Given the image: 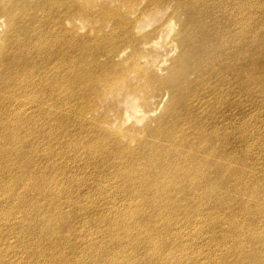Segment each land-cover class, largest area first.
<instances>
[{
  "label": "bare ground",
  "instance_id": "6f19581e",
  "mask_svg": "<svg viewBox=\"0 0 264 264\" xmlns=\"http://www.w3.org/2000/svg\"><path fill=\"white\" fill-rule=\"evenodd\" d=\"M55 1H37L39 13L14 2L0 10L8 12L13 27L0 82V229L13 227L16 232L8 238H19L20 249L12 244L0 249V264L14 259L20 264H200L202 240L223 255L237 233L223 228L243 216L247 231L245 240L235 239V255L259 244L263 108L243 126L224 108L252 96L244 73L250 48L264 50V0H146L140 17L120 19L110 33L97 32L92 43L71 29L53 31L61 25ZM170 3L194 26L201 24L204 41L211 43L204 50L190 46L192 36L182 40L193 63L203 65L196 77L207 95L198 88V98L173 113L176 129L164 120L155 130L157 143L142 155L97 137L86 138L83 151L81 136L75 135L74 144L69 137L79 128V112L60 104L61 96L73 103L85 97L95 84L99 57L111 59L120 39L137 42V33L144 38L140 19L147 9ZM39 133L48 140H37ZM239 158L244 165L229 172ZM211 172L231 177L240 191L234 193L243 197L227 215L219 212V197L212 198ZM87 175L93 177L90 185H85Z\"/></svg>",
  "mask_w": 264,
  "mask_h": 264
},
{
  "label": "rangeland",
  "instance_id": "374dc122",
  "mask_svg": "<svg viewBox=\"0 0 264 264\" xmlns=\"http://www.w3.org/2000/svg\"><path fill=\"white\" fill-rule=\"evenodd\" d=\"M37 1L39 0H0V10H5L7 4L14 2L17 4L16 6L26 4V9L37 13L39 9ZM146 3V0H56L54 5L57 22H61V25L59 30L53 31L71 29L82 36L85 41L89 39L92 43L93 40L95 41L97 32L100 35L110 33L120 19L136 17L138 12L145 8ZM22 15L19 13L18 17L21 19ZM143 16L144 18H141L140 22L144 38H141V34L137 33L135 35L138 39L137 42L135 39L131 42L120 39L122 43L118 44L111 59L104 55L100 56L98 59L100 66L95 72V84L94 86L89 85V91L85 97L77 98L74 103L67 102L63 96L60 98V104L70 108L74 105L79 112L75 122L79 128L73 129L69 137L74 144L75 135H80L83 140L81 146L83 151L86 149L85 139L97 137L104 138L106 142L114 143L126 150H137L142 155V153L148 152L150 144L157 143L158 137L155 136V130L164 120L167 125L174 124V130L176 129L173 113L178 112L181 106L188 103L189 99L196 100L198 88L201 89L202 96L207 95L208 88L199 86L200 80L196 77L203 72V65L202 63L195 65L193 58L190 59L189 53L192 43L194 47L204 50H208L211 46V43L203 39L205 32L201 29V24L194 26L191 20L187 21L181 10L173 11L172 3L166 6L153 4ZM9 20L7 11L0 14L1 83L4 81L2 78L5 75V61H7V44L5 42L13 32V27L9 26ZM202 20L205 23L209 22L208 18L206 20L202 18ZM189 36H192L190 46L182 45L183 38ZM118 40L119 38L115 42ZM182 46L186 49H183ZM253 48H250L251 61L247 64L244 73L252 96L250 95V100L242 98L240 103H232L224 108L226 114H233V120L240 126L244 125L247 117L253 119L257 116L261 107L263 108L261 114H264V94L258 95L264 93V50L255 53ZM186 59L190 60V65L184 66L183 63ZM85 80L87 84L88 81ZM161 129L163 130L164 126H161ZM39 136L48 140V137L41 133L38 134L37 140H41ZM237 140V136H235L234 141ZM64 152L66 151L64 150ZM81 163L77 162L78 165ZM68 165L76 173L77 167L74 163L69 161ZM243 165V159L239 158L237 168L231 167L228 171L235 172ZM207 178L214 181L213 189L215 190L212 198L217 200L219 197L218 203L222 207L219 212L227 215L229 207L242 200L243 197L234 193L239 190L230 183L231 177L227 174L218 176L216 172H211ZM76 179L82 180V177L79 176ZM84 181L85 185H90L93 183V177L87 175ZM240 182L241 180H238V185ZM77 185L82 186L83 182H78ZM0 201H3L1 197ZM245 220L246 216H243L241 221L233 220L231 225L227 224L229 227L223 228L226 230L232 228L237 232L235 237L229 241L231 249L224 252L223 255L218 250H210L202 240L201 246L205 253L199 257L200 264H226L225 260L227 264H264V228L256 232V235H262L259 244L246 246L239 255L234 253L235 239L245 240L244 236L247 231ZM5 226L2 228L3 230L0 229V232L4 233L0 240H9L8 236L10 237L13 232H16L13 227L6 228ZM15 239L19 241V238ZM16 240L5 241L4 245H0V249L12 244L19 252ZM253 250H258V253L251 255ZM209 251L210 253H208ZM28 262L30 263V259ZM88 262L93 264L92 260ZM14 264H20L18 259H14Z\"/></svg>",
  "mask_w": 264,
  "mask_h": 264
}]
</instances>
